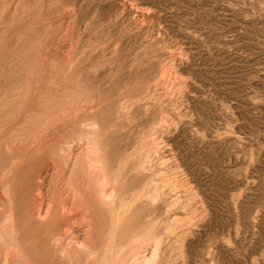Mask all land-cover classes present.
<instances>
[{
	"label": "rangeland",
	"instance_id": "rangeland-1",
	"mask_svg": "<svg viewBox=\"0 0 264 264\" xmlns=\"http://www.w3.org/2000/svg\"><path fill=\"white\" fill-rule=\"evenodd\" d=\"M123 48L131 68L150 74L146 85L159 84L152 101L170 104L173 113L166 116L175 114V122H181L163 134L167 140L172 136L167 149L172 154H164V164L155 162L167 171L178 166L195 189L193 210L204 208L201 217L207 220L199 217L190 228L179 229L189 232L193 249L191 260L183 261L211 264L215 252L218 264H264V0H0V98L5 96V102L18 93L20 80L33 75L28 68L35 71L33 77L54 71L52 79L81 68L98 81ZM52 65L57 69L51 71ZM94 67L99 74L92 73ZM163 71L174 74L168 85L161 84ZM172 77L183 84L167 94L164 89L175 86ZM7 125L0 140L7 141L16 124ZM25 232L19 238L29 254Z\"/></svg>",
	"mask_w": 264,
	"mask_h": 264
},
{
	"label": "bare ground",
	"instance_id": "bare-ground-1",
	"mask_svg": "<svg viewBox=\"0 0 264 264\" xmlns=\"http://www.w3.org/2000/svg\"><path fill=\"white\" fill-rule=\"evenodd\" d=\"M128 55L125 48L114 55L112 67L104 72L108 79L104 75L98 81L81 68L62 72V80L50 75L55 65L44 77H33L35 71L28 68L33 75L20 80L14 90L18 93L5 102V96L0 98V114L11 105L16 109L0 117L2 133L7 124H16L8 140H0V264H182L185 257L191 260L189 232L179 229L196 223L204 208L193 210L195 189L182 179L178 166L167 171L155 162L162 163L171 153L167 149L172 136L167 140L163 134L179 116H166L173 107L164 106L160 98L152 101L159 84L146 85L150 74L147 78L139 66L131 68L124 61ZM168 74L161 84L172 82L173 73ZM179 80L165 92L180 90ZM94 87L97 93L91 91ZM21 220L25 225L20 226ZM21 228L29 233V239L22 238L29 240V254L27 244L20 242ZM212 255L209 258L218 264L215 252Z\"/></svg>",
	"mask_w": 264,
	"mask_h": 264
}]
</instances>
